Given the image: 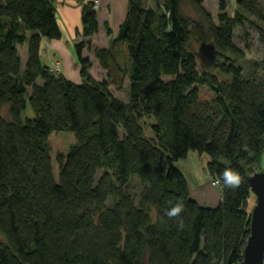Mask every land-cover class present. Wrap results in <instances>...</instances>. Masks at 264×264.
<instances>
[{"label": "trees", "instance_id": "1", "mask_svg": "<svg viewBox=\"0 0 264 264\" xmlns=\"http://www.w3.org/2000/svg\"><path fill=\"white\" fill-rule=\"evenodd\" d=\"M184 1L200 21L183 15ZM56 2L0 0V264H242L248 178L263 171L264 57L243 70L235 31L250 25L264 33L262 0H237L234 16L220 0L215 17L205 0H128L107 49L92 48L99 24L90 2L84 40L74 46L79 84L41 60L42 41L62 37ZM123 46L127 102L113 96L108 79H93L83 58L92 50L101 69L119 71ZM27 102L34 117L22 120ZM145 118L154 120L150 139ZM55 132L75 137L57 157V180L48 141ZM189 152L208 158L220 185L215 207L191 198L174 165ZM225 169L239 174L238 186H224ZM177 200L184 210L169 219L165 211Z\"/></svg>", "mask_w": 264, "mask_h": 264}, {"label": "rangeland", "instance_id": "2", "mask_svg": "<svg viewBox=\"0 0 264 264\" xmlns=\"http://www.w3.org/2000/svg\"><path fill=\"white\" fill-rule=\"evenodd\" d=\"M227 5V12L230 16H234L236 10H237V0H225ZM219 2L217 0H206L204 3V8L206 11H209L212 16H216L218 14V8H219ZM262 3L264 5V0H262ZM116 5H112V13L116 12ZM182 12L183 15L186 18H189L191 20H199V17L196 15L194 10L191 8V6L184 1L182 5ZM68 38V33L64 35V41H66ZM79 42L84 40V38L77 39ZM49 41V40H48ZM59 41V40H58ZM54 42V41H49ZM47 43V42H46ZM235 43L237 46H239L241 49L244 50V58L238 61V64H240L243 68V70H248L251 66L254 64L260 63V61L264 57V33L261 34L260 32L256 31V29L250 25H246L244 29L238 28L235 31ZM64 45V43L62 44ZM102 45H106L105 39H102V42L98 39L94 42L92 41V48H98ZM70 47L66 46L65 49L69 50ZM101 48V47H100ZM192 50L196 54V56L201 60L202 54L201 49L196 43H192ZM72 51V52H71ZM118 53L116 55V61L119 64V71L115 69V67L111 68L110 72L103 70L100 68L99 64L98 66L94 65V57H93V51H87L84 50L83 54L84 57L87 58L91 63L92 67L90 70L92 77L97 81H102L104 79H108V82L110 84L109 89L114 97L118 98L122 102H127L129 100V78L127 75L128 70V54L126 47H120L117 49ZM48 53H52V50ZM71 53V59L74 60L75 63L78 64L75 53L73 50L70 49ZM19 54L22 58V62L25 63L26 58V47H22L19 49ZM47 54V53H46ZM55 58L61 60L62 62L68 61L66 57H64V53H61V55L57 54L55 52ZM41 55H42V63L45 65L46 57H45V39L43 40V44L41 46ZM51 59L54 60L53 55L50 56ZM66 60V61H65ZM70 61V60H69ZM71 63V62H70ZM79 69V65H78ZM69 74H73V71H68ZM78 75V73H77ZM76 76L75 73L74 75ZM81 83V81H79ZM201 97L204 99H207L210 97V93L206 91L205 89L200 90ZM7 107H4L2 110L3 114H6ZM34 113L27 102V107L25 111L22 114V120H25L27 118H33ZM154 123L153 119L145 118L141 121L143 132L146 138L150 139L153 137L152 131H151V125ZM49 145L51 148V159L54 169V178L55 180L58 179V162L57 157L59 155H65L70 148L71 145L75 143V137L72 133L67 132H55L52 133L49 136ZM204 157H207L204 154H198L196 152H189L188 156L183 159L176 162L174 165L176 169H178L183 176L185 177L190 190L193 194L201 193L202 195L209 194L210 191L213 193L218 192L217 188L211 186L212 179L210 178L206 164L203 163ZM261 167L264 168V155L262 157ZM262 168V169H263ZM211 186V187H210ZM138 184L136 180L132 181V189L133 192H137ZM199 190H204V192H199ZM255 197L254 195H251V197L248 200V212L251 214L254 206H255ZM203 206H211L207 205V203H201ZM0 241L3 242L4 239L0 236ZM264 264V262H263Z\"/></svg>", "mask_w": 264, "mask_h": 264}, {"label": "crops", "instance_id": "3", "mask_svg": "<svg viewBox=\"0 0 264 264\" xmlns=\"http://www.w3.org/2000/svg\"><path fill=\"white\" fill-rule=\"evenodd\" d=\"M93 1H96L98 5V9L95 11L97 12V16H98L99 29L97 35H95L92 38V41L94 42L95 40L99 39L102 42V39H105L106 45H102L100 47L102 49H107L110 44V41L117 36L119 27L122 25V23L125 20L128 0H83L81 3H78L74 0H57V2L55 3L56 18L62 37L59 41H54V42H49L48 40L45 39V57H46L45 66L49 67L52 63L59 62L61 65L60 73L63 74L67 80H70L74 83H79V81H81V77H80V69H78L79 64L75 63L74 60L71 59L70 49L73 50L74 52V46L77 44V39L83 38L81 36L82 10L86 4ZM218 1L219 0H217V2ZM113 4L116 5L117 7L116 12L114 13H112ZM105 24H107L108 28L111 31L109 35L106 34L104 28ZM67 33L69 39H66V41H64V35H66ZM63 43L64 45H62ZM66 46L70 47L69 50L65 49ZM48 50L49 51L52 50V53H48ZM55 52L59 55H61V53H64V57H66L68 61L65 60L66 62H62L61 60L56 59ZM52 55L54 60L51 59L50 57ZM41 60H42V55H41ZM94 62L95 63H93V66L94 65L98 66V62L95 59ZM73 70L76 75L74 77L71 76L74 75V73L73 74L68 73V71H73ZM91 71L92 70L89 71L90 75H91ZM203 163L206 164V168H207V163H208L207 157H204ZM189 192L191 198L195 200L200 206H203L201 203H207V205H211L207 207H215L216 205H218V203L221 200L219 191L216 193L210 191L209 194L207 193V195L206 194L202 195L201 193L193 194L189 188ZM199 192H204V190H199Z\"/></svg>", "mask_w": 264, "mask_h": 264}, {"label": "water", "instance_id": "4", "mask_svg": "<svg viewBox=\"0 0 264 264\" xmlns=\"http://www.w3.org/2000/svg\"><path fill=\"white\" fill-rule=\"evenodd\" d=\"M252 195L256 201L250 214V231L244 249L242 264H263L264 262V171L248 178Z\"/></svg>", "mask_w": 264, "mask_h": 264}, {"label": "clouds", "instance_id": "5", "mask_svg": "<svg viewBox=\"0 0 264 264\" xmlns=\"http://www.w3.org/2000/svg\"><path fill=\"white\" fill-rule=\"evenodd\" d=\"M221 179H222L225 187L234 188V187L238 186V184L240 183L239 174L234 172L231 169H225L221 173ZM183 210H184L183 204L179 200H177V202L174 205H172L168 209H166L165 215L169 219L176 218V217L180 216V214L183 212ZM179 227L181 229L184 227L182 222L179 224Z\"/></svg>", "mask_w": 264, "mask_h": 264}, {"label": "built area", "instance_id": "6", "mask_svg": "<svg viewBox=\"0 0 264 264\" xmlns=\"http://www.w3.org/2000/svg\"><path fill=\"white\" fill-rule=\"evenodd\" d=\"M93 5H96L95 8H97V2L93 1ZM51 72H58L60 71V64L59 63H55V65L50 69ZM212 186L215 188H219V183L218 182H212Z\"/></svg>", "mask_w": 264, "mask_h": 264}, {"label": "bare ground", "instance_id": "7", "mask_svg": "<svg viewBox=\"0 0 264 264\" xmlns=\"http://www.w3.org/2000/svg\"><path fill=\"white\" fill-rule=\"evenodd\" d=\"M95 6H96V5H93V9H94V10H97V9H98V5H97V8H95ZM81 41H82V40H81ZM81 41H80V42H81ZM78 43H79V40H77V44H78ZM77 44H76V45H77ZM93 57H94V55H93ZM83 58H85V57H84V54H83ZM55 63H59V62H55ZM55 63H52V64L48 67L50 72H51L50 69L55 65ZM59 64H60V63H59ZM60 67H61V65H60ZM89 71H90V70H89ZM51 73H53V74H60V71H58V72H51ZM69 81H70V80H69ZM70 82H72V81H70ZM72 83H74V82H72ZM74 84H79V83H74Z\"/></svg>", "mask_w": 264, "mask_h": 264}]
</instances>
